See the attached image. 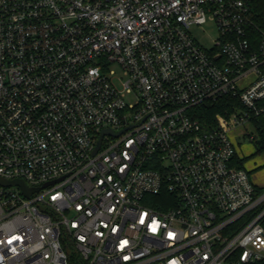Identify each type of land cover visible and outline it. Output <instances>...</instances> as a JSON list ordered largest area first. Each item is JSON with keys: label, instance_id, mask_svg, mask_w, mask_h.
<instances>
[{"label": "built area", "instance_id": "1", "mask_svg": "<svg viewBox=\"0 0 264 264\" xmlns=\"http://www.w3.org/2000/svg\"><path fill=\"white\" fill-rule=\"evenodd\" d=\"M260 118L251 0H0V178L38 189L0 186V264L264 262V187L230 138Z\"/></svg>", "mask_w": 264, "mask_h": 264}, {"label": "rangeland", "instance_id": "2", "mask_svg": "<svg viewBox=\"0 0 264 264\" xmlns=\"http://www.w3.org/2000/svg\"><path fill=\"white\" fill-rule=\"evenodd\" d=\"M192 35L201 46L211 51L214 48V41L218 38L219 32L215 23L210 21L202 27H193ZM111 69L115 71L116 84L119 88H122L120 80L124 78L123 70L117 64L111 65ZM127 101L131 102L132 98H128ZM255 131V127L248 123L233 131L230 138L237 157L245 159V170L250 173L256 185L264 187V151L258 152L255 142L249 138L250 135H256ZM243 134L245 135L243 136Z\"/></svg>", "mask_w": 264, "mask_h": 264}, {"label": "trees", "instance_id": "3", "mask_svg": "<svg viewBox=\"0 0 264 264\" xmlns=\"http://www.w3.org/2000/svg\"><path fill=\"white\" fill-rule=\"evenodd\" d=\"M251 12L255 26L264 32V0H251ZM238 106L239 102L235 100H223L214 104L207 103L194 108L191 111V115L194 119L199 120L203 128L211 129L216 125L217 116L228 117L234 111V108ZM253 122L257 130V136L253 142H255L258 148V152H261L264 151V118L255 119ZM244 162L245 159H240L236 156V165L238 168L245 169ZM261 224L264 227V218ZM254 264H264V262Z\"/></svg>", "mask_w": 264, "mask_h": 264}, {"label": "water", "instance_id": "4", "mask_svg": "<svg viewBox=\"0 0 264 264\" xmlns=\"http://www.w3.org/2000/svg\"><path fill=\"white\" fill-rule=\"evenodd\" d=\"M99 146H100V142L98 144L97 149L94 151V153H96ZM0 186H2V187H12V186L19 187L26 197H29L34 191L38 190V189H32V188L27 187L26 183L23 180L7 181L3 178H0Z\"/></svg>", "mask_w": 264, "mask_h": 264}]
</instances>
